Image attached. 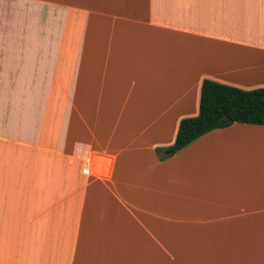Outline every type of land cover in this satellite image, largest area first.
Segmentation results:
<instances>
[{
	"label": "crops",
	"instance_id": "crops-1",
	"mask_svg": "<svg viewBox=\"0 0 264 264\" xmlns=\"http://www.w3.org/2000/svg\"><path fill=\"white\" fill-rule=\"evenodd\" d=\"M206 79L264 88V0H0V264H264V126L156 151Z\"/></svg>",
	"mask_w": 264,
	"mask_h": 264
},
{
	"label": "trees",
	"instance_id": "trees-1",
	"mask_svg": "<svg viewBox=\"0 0 264 264\" xmlns=\"http://www.w3.org/2000/svg\"><path fill=\"white\" fill-rule=\"evenodd\" d=\"M234 123L264 126V88L242 90L206 79L201 85L199 114L180 121L174 143L157 148L158 157L164 160L203 135Z\"/></svg>",
	"mask_w": 264,
	"mask_h": 264
},
{
	"label": "built area",
	"instance_id": "built-area-1",
	"mask_svg": "<svg viewBox=\"0 0 264 264\" xmlns=\"http://www.w3.org/2000/svg\"><path fill=\"white\" fill-rule=\"evenodd\" d=\"M90 171V164H87L85 167V172H89Z\"/></svg>",
	"mask_w": 264,
	"mask_h": 264
}]
</instances>
